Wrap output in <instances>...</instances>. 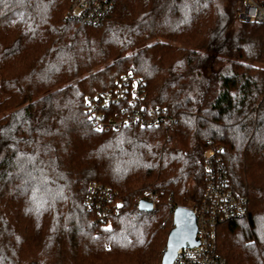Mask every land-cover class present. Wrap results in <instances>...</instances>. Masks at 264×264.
<instances>
[{
    "label": "trees",
    "instance_id": "obj_1",
    "mask_svg": "<svg viewBox=\"0 0 264 264\" xmlns=\"http://www.w3.org/2000/svg\"><path fill=\"white\" fill-rule=\"evenodd\" d=\"M73 1L0 0V264H162L211 149L248 199L218 252L264 264V24L240 17L244 0H117L99 24ZM128 73L171 121L98 131L86 97ZM90 182L113 194L110 219ZM148 187L160 201L140 211Z\"/></svg>",
    "mask_w": 264,
    "mask_h": 264
},
{
    "label": "built area",
    "instance_id": "obj_2",
    "mask_svg": "<svg viewBox=\"0 0 264 264\" xmlns=\"http://www.w3.org/2000/svg\"><path fill=\"white\" fill-rule=\"evenodd\" d=\"M245 6L240 17L245 21L264 24V4L255 0H244ZM117 0H74L71 17L77 16L89 24H99L114 7ZM86 113L96 129L118 130L123 127L138 126L155 129L171 121L166 109L148 104L145 83L132 73L117 78L110 89L96 90L85 100ZM223 151L211 149L208 153L205 174L206 185L201 201L189 207L196 217L199 246L180 248L172 264H227L217 248L219 226L231 219L248 216V199L238 195L229 185L219 154ZM88 205L99 208L107 218L120 210L113 205V194L96 182L88 185ZM155 205L160 201L159 193L148 187L138 198Z\"/></svg>",
    "mask_w": 264,
    "mask_h": 264
},
{
    "label": "water",
    "instance_id": "obj_3",
    "mask_svg": "<svg viewBox=\"0 0 264 264\" xmlns=\"http://www.w3.org/2000/svg\"><path fill=\"white\" fill-rule=\"evenodd\" d=\"M138 209L151 212L154 210V206L150 202L140 200ZM173 224L174 226L168 235L162 264H172L180 248H191L200 244L197 238L198 226L196 217L191 209L177 206L173 212Z\"/></svg>",
    "mask_w": 264,
    "mask_h": 264
},
{
    "label": "rangeland",
    "instance_id": "obj_4",
    "mask_svg": "<svg viewBox=\"0 0 264 264\" xmlns=\"http://www.w3.org/2000/svg\"><path fill=\"white\" fill-rule=\"evenodd\" d=\"M72 8H73V3H72V6H71V10L69 12V15L71 16V13H72Z\"/></svg>",
    "mask_w": 264,
    "mask_h": 264
},
{
    "label": "snow or ice",
    "instance_id": "obj_5",
    "mask_svg": "<svg viewBox=\"0 0 264 264\" xmlns=\"http://www.w3.org/2000/svg\"><path fill=\"white\" fill-rule=\"evenodd\" d=\"M98 131H100L101 129H97Z\"/></svg>",
    "mask_w": 264,
    "mask_h": 264
}]
</instances>
